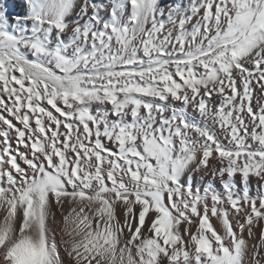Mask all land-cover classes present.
<instances>
[{
    "label": "snow or ice",
    "instance_id": "obj_1",
    "mask_svg": "<svg viewBox=\"0 0 264 264\" xmlns=\"http://www.w3.org/2000/svg\"><path fill=\"white\" fill-rule=\"evenodd\" d=\"M0 264H264V0L0 3Z\"/></svg>",
    "mask_w": 264,
    "mask_h": 264
},
{
    "label": "bare ground",
    "instance_id": "obj_2",
    "mask_svg": "<svg viewBox=\"0 0 264 264\" xmlns=\"http://www.w3.org/2000/svg\"><path fill=\"white\" fill-rule=\"evenodd\" d=\"M0 3H5L9 7L10 10H15L16 12H20V13L24 12L25 0H0ZM208 179H210V177H205L204 181H200L199 176L197 175L193 181V184L195 186L196 184L206 182ZM216 183L218 186L219 182L217 181ZM253 184H255V180H253ZM252 194L253 195L255 194V188H253ZM212 222H213V224H216L217 227H219L218 222L214 218H213ZM56 239H57V242L59 243V241L61 239L59 234L57 235Z\"/></svg>",
    "mask_w": 264,
    "mask_h": 264
}]
</instances>
